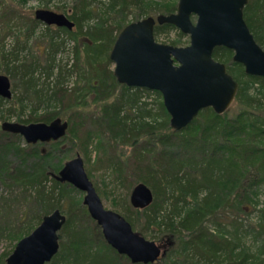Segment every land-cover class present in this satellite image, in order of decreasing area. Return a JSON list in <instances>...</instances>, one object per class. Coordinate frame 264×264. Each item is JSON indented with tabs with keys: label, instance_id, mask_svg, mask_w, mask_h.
I'll return each mask as SVG.
<instances>
[{
	"label": "trees",
	"instance_id": "1",
	"mask_svg": "<svg viewBox=\"0 0 264 264\" xmlns=\"http://www.w3.org/2000/svg\"><path fill=\"white\" fill-rule=\"evenodd\" d=\"M10 2L0 0V30L7 31L0 37V68L11 77L13 89L11 97L0 95V119L6 122L17 114L19 123L28 124L61 118L69 127L63 138L36 144L0 129V240L16 241L7 255L44 216L60 209L67 217L59 232L60 248L46 264H144L132 263L109 245L84 205L82 191L53 176L64 166L61 144L76 130L88 160L93 147L97 166L112 173L115 182L129 185L126 213L114 211L144 236L149 229L160 233L157 238L151 234L150 240L161 245L164 254L148 264H264V206L257 210L258 252L242 248L237 236L228 237L221 221L225 211L239 214L245 204L255 209L264 183V93H250L255 85L264 86V76L247 74L244 65L234 61L232 49L217 46L214 58L225 63L239 83L234 102L241 109L230 115L232 105L221 114L207 107L188 126L175 130L162 93L120 83L110 53L120 31L132 22L123 17L136 12L137 21L171 14L177 11V1L74 0L62 13L76 29L56 26L54 31ZM244 18L264 49V0H249ZM92 20L96 22L91 24ZM42 26L50 40L45 65L39 56L20 59V50ZM14 28L25 39L16 35L15 45L7 50L5 38ZM172 32L178 39L188 36L173 24L155 25L156 40ZM68 40L75 43V62L72 67H59L56 79L50 81L57 53ZM40 69L46 72L45 85L40 83ZM73 73L81 81L70 87L66 79ZM147 94L156 95V108L144 99ZM43 105L52 108L42 116L23 118L29 106L39 111ZM140 183L154 193L145 208L131 203L133 189ZM236 217L233 222L242 229L244 223Z\"/></svg>",
	"mask_w": 264,
	"mask_h": 264
},
{
	"label": "water",
	"instance_id": "2",
	"mask_svg": "<svg viewBox=\"0 0 264 264\" xmlns=\"http://www.w3.org/2000/svg\"><path fill=\"white\" fill-rule=\"evenodd\" d=\"M249 0H179L177 11L133 21L115 41L110 58L118 81L129 87L160 91L171 117V126L181 130L201 110L212 107L227 111L236 97L239 83L225 63L214 58V49L225 46L234 51L233 59L244 65L249 75L264 76V49L256 41L245 18ZM36 19L46 25L73 29L75 23L64 13L38 9ZM195 18V20L193 19ZM170 23L190 37L186 46L158 42L155 25ZM0 95L12 96L11 79L0 75ZM68 123L56 118L46 122H4V131L21 135L29 144L50 143L63 138ZM59 182H68L84 192L83 203L101 226L103 235L119 254L132 263H154L164 250L155 240L135 231L120 213L107 209L85 168L80 154L67 161L58 173ZM154 199L152 189L140 183L133 189L131 203L145 208ZM67 217L60 209L44 216L42 222L16 245L4 264H46L58 253L59 232Z\"/></svg>",
	"mask_w": 264,
	"mask_h": 264
},
{
	"label": "rangeland",
	"instance_id": "3",
	"mask_svg": "<svg viewBox=\"0 0 264 264\" xmlns=\"http://www.w3.org/2000/svg\"><path fill=\"white\" fill-rule=\"evenodd\" d=\"M74 0H13L10 2L12 6L14 7H20V9L23 11L25 15H34L35 12L38 9H48L53 10L56 12L62 13L64 8L69 9L67 7H70L72 5ZM156 3H170L175 2L179 0H152ZM63 9V10H62ZM135 13L136 12H130L129 15L123 17L125 22H133L135 21ZM195 20V18H193ZM96 20H92L90 23H95ZM53 31L56 29V26H51ZM76 29V27L74 28ZM6 31V30H4ZM4 31L0 30V37L5 33ZM7 32V31H6ZM15 33V34H14ZM14 33H9L7 37L5 38V48L7 50H11L13 46L16 43L17 36L19 35L22 37V40L25 39L23 35L20 34L19 30L17 28H14ZM45 28L42 26L36 31V34L33 35L26 48H22L19 52V58L20 59H31L30 57H37L39 56L41 58V63L45 65L46 63V57H47V49L49 45V36ZM64 38H68L65 34L62 35ZM69 39V38H68ZM158 42L166 43V44H177V46H186L190 43V37L186 36L181 39H178L176 32H172L170 34L166 33L159 37ZM22 45V44H21ZM75 43L73 40H68L67 44L64 48H61L56 56V69L54 71V77L51 78L50 81H54L56 79L57 74L59 73V67H63L67 64V67H72L75 62V51H74ZM112 68H115V63L113 62ZM42 71L41 73H39ZM38 73L36 74L41 75L40 83L45 85L46 79V72L45 70L40 69ZM0 75H7L3 69L0 68ZM11 79V77H10ZM79 79V81H78ZM81 79L78 76L77 73H73L70 76H67L66 83L70 87H74L77 82L80 83ZM52 86L51 84H49ZM13 89V86H12ZM155 91V90H152ZM252 95L255 94H263L264 93V86L263 85H255L252 90H250ZM18 94V93H17ZM144 99L146 101H149L152 107H157L158 101L156 100L155 94L145 95ZM68 104V103H67ZM57 106V105H56ZM52 107H48L47 105H43L42 108L39 111H35L34 107L29 106L26 108L25 114L23 115V118L31 117V115H34V117L42 116L44 111H47V109H51ZM55 108V106H54ZM58 108V106H57ZM62 109V108H61ZM241 109V105L239 102H233L232 106L230 108L229 114L234 115L236 112H238ZM67 112L71 113V111L67 110ZM63 113H66L63 111ZM67 115H65L66 117ZM19 116L17 114L11 115L6 122H18ZM3 120L0 119V129L3 124ZM77 129V127H76ZM77 132L75 130V134H71L70 137L62 142L61 147L63 149V152L61 154L62 163L65 164L67 161L75 158L78 154L82 156L85 162V168L88 173V176L94 183L96 190L98 194L100 195L105 207L107 209H118L122 212L126 213V195L128 193L129 185L123 184L121 185L119 182H115V177L110 173L109 171H105L104 169L97 166V158L98 153L95 151V149L92 147V154L91 159L88 160L86 155L83 153V147L80 146L79 142L76 140ZM26 141V140H25ZM98 188V189H97ZM2 194V190L0 188V195ZM85 193L82 192V197L84 199ZM260 200L259 197L256 199V208H253V205L245 204L243 211L241 213H237L235 210H229L225 211V214L221 216V221H223L226 230H228L229 234L228 237L234 238L235 236L238 237L240 246L242 248H246L251 252H258V248L261 244V240L257 239V234L255 233L257 226V223L259 221V213L258 209L262 208L264 206V183L260 187ZM128 200L130 201V194L128 197ZM238 215V216H237ZM237 216V217H236ZM238 218L239 220L243 221L244 226L242 229L233 222L234 218ZM42 222V221H41ZM210 227H213L215 229V224H209ZM37 227V226H36ZM35 227V228H36ZM239 227V228H238ZM149 233L146 234L148 239H151V234H154L155 237H160V233L156 230L153 231V229H149ZM257 232V231H256ZM16 243V241H11L8 238H2L0 240V262L4 259L6 262L7 258L10 255H7L11 250L12 247ZM199 258V257H198ZM202 260L200 259L199 262ZM4 262V263H5ZM199 264V263H198ZM202 264V263H200Z\"/></svg>",
	"mask_w": 264,
	"mask_h": 264
}]
</instances>
